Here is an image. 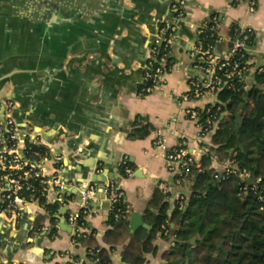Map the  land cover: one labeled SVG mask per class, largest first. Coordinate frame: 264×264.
I'll return each mask as SVG.
<instances>
[{"label":"crops","instance_id":"obj_1","mask_svg":"<svg viewBox=\"0 0 264 264\" xmlns=\"http://www.w3.org/2000/svg\"><path fill=\"white\" fill-rule=\"evenodd\" d=\"M33 1L35 5H31ZM63 1L19 2L21 7L10 21L20 28H32L25 36L35 33L34 41L39 43L35 48L20 35H8L6 0L0 2V97L7 92L24 103L20 107L17 102L20 134L45 149L35 156L46 167L44 176L63 183V187L51 185L44 195L47 203L57 204L54 210L33 199L22 204L19 216L0 213V264H64L74 256H79L80 264L86 262V248L73 237L78 226L71 225L69 217L83 208L79 191L90 184L96 186V192L90 197L94 202L85 204L81 231L90 234L95 230L100 245L108 246L103 237L110 228L112 208L104 188L110 179L120 182L129 207V227L133 212H140L143 221L152 226L130 228L131 233L141 230L143 236L153 228L147 210L154 190L164 192L169 203L168 229L156 235L155 250L144 254V264H165L163 255L175 245L180 226V220L173 221L171 216L181 196L186 210L193 182H176L164 152L154 145L156 132L178 117L174 124L178 134L168 137L170 146L184 138L190 151L204 154L205 146L213 150L212 136L198 139L194 123L178 104V97L188 91L195 73L192 52L198 41L197 30L212 12L219 13L216 55L223 57L230 50L232 24L252 25L257 41L249 62L254 68L264 65V0H258L253 14L248 13L245 2L231 6L228 0H188L184 20H177L172 12L174 0ZM56 13L64 19H52ZM35 14L31 20L29 16ZM162 21L178 27L174 64L165 83L142 95L143 71ZM75 47L78 52L71 51ZM65 50L69 53L62 61ZM254 76L247 79L249 87L255 83ZM213 100L214 96H205L196 105L203 107ZM138 116L153 126L144 139L130 138ZM126 158L134 168L122 176L120 166ZM202 161H209L217 170L224 160L216 162L204 154ZM40 214L47 218L36 230ZM123 248L119 245L112 251V264H129L122 259Z\"/></svg>","mask_w":264,"mask_h":264},{"label":"trees","instance_id":"obj_2","mask_svg":"<svg viewBox=\"0 0 264 264\" xmlns=\"http://www.w3.org/2000/svg\"><path fill=\"white\" fill-rule=\"evenodd\" d=\"M198 40L205 44L218 43L215 37H205L204 34L198 35ZM243 54L239 59L242 62L250 56L247 51ZM262 68L255 74L253 86L237 79L234 88L219 92V124L212 135L213 151L219 159H232L239 169L249 170L254 178L261 177L259 188L256 192L250 188L248 194L241 196L240 187L245 183L240 177L232 175L218 180L214 177L215 169L209 166V161H204L203 169L192 173L189 178L193 188L186 210L177 206L171 216L173 221L180 220V226L175 232V245L163 255L167 260L165 264H264V65ZM237 113L243 117L242 124L236 121ZM152 130V124L138 116L130 138L144 139ZM31 147L27 153L29 158H35V152L45 151L38 145ZM126 166L133 169L134 163L127 158ZM120 173L127 176L123 164ZM38 199L47 210L57 208V204L47 203L42 194ZM127 206L123 197L110 210V228L103 237L108 246L100 245L95 230L73 236L76 243L86 248L87 261L82 264H112L111 253L119 245L124 247V262L145 263L144 254L155 250L153 240L156 235L168 229L169 203L164 192L156 188L147 210L153 228L149 234L142 228L146 233L144 236L140 234L141 230L130 232ZM46 218L42 214L37 217L36 230L43 227ZM81 221L85 219L80 220V224ZM196 234L200 239L194 246L190 240Z\"/></svg>","mask_w":264,"mask_h":264},{"label":"built area","instance_id":"obj_3","mask_svg":"<svg viewBox=\"0 0 264 264\" xmlns=\"http://www.w3.org/2000/svg\"><path fill=\"white\" fill-rule=\"evenodd\" d=\"M231 6H237L246 3L248 13L256 12L258 0H228ZM188 0H174L171 4L172 12L177 20H184L188 16ZM233 28V30H232ZM230 50L223 57L216 55V45L213 43H204L198 40L192 52L194 75L189 81L188 91L178 97L180 111L194 123L197 129L198 139H205L212 136L218 128V112L221 107L218 105V94L224 89L234 88L235 80H243L248 86L247 79L250 75H255L263 70L262 66L253 67L249 62L240 61L247 51L250 55V47L256 45L257 31L252 25H241L234 23L231 26ZM198 35L204 34L205 37H215L217 40L219 34V13L212 12L208 19L203 21L197 30ZM178 36V27L168 22H160L156 32V39L151 49V55L143 71V81L140 87V94L146 95L154 89L161 86L166 81L167 74L170 72L173 64V46ZM239 55V56H238ZM205 96H214L215 100L203 107L196 105L197 101ZM15 101L8 99L6 101V124L0 126V213H11L19 216L22 210V204L38 199L39 195H45L51 185L63 187V183L58 178H46L44 172L46 167L36 158L27 157L31 151V145L36 142L23 137L20 134L17 122L13 117ZM178 117H173L168 123L166 129H158L154 145L164 152L166 162L170 170L176 177V182L181 183L190 178L192 173L203 169L202 157L205 154L210 156L213 161L219 162L218 154L205 146L204 154L199 151H190L184 138L170 146L168 137L177 135L178 131L174 125ZM38 152H35L36 156ZM221 167L214 171V177L218 180H225L232 175L240 177L244 185L240 187L239 194L244 196L248 194L249 189L255 192L259 188L262 178H254L247 169H239L231 159L221 161ZM125 165L127 174L132 169L127 167V158L121 165ZM80 196L83 201V208L76 211L69 217L71 225L78 226L75 234L82 233L85 225L87 199L96 192V186L93 184L84 186L80 189ZM104 192L111 208H114L120 199L124 197L120 182L116 179L107 181ZM185 198L179 199V207L183 209ZM129 212V207H126ZM64 264H80L79 260L71 258Z\"/></svg>","mask_w":264,"mask_h":264},{"label":"water","instance_id":"obj_4","mask_svg":"<svg viewBox=\"0 0 264 264\" xmlns=\"http://www.w3.org/2000/svg\"><path fill=\"white\" fill-rule=\"evenodd\" d=\"M21 1L26 2L27 0H6V12H7V14H6V31H7L8 35L11 36V37H16V36L20 35L24 39H27L28 45H30L32 48L39 47L38 46L39 43L34 41L35 33L33 31H32V36L29 35L28 38H26V36H25V33L27 35L29 33V31L32 30V28H29V27L26 28L25 26L20 28V27L17 26V24H15L12 21H10V18L14 17V15L16 14V8L18 9L19 2H21ZM0 2H1V0H0ZM34 2L35 1H33V4H31V5H35ZM62 4H69V2H64ZM19 7H21V6H19ZM9 12L13 13V15L9 16V14H8ZM60 13H62V12L60 11ZM35 16H36V14L35 15H30L29 17H30L31 20H34ZM58 18L61 19L63 17L60 14L56 13L53 16L52 19L55 20V19H58ZM31 23H33V21H31ZM156 32H155L154 37H153V44H154L155 39H156ZM255 50H256V47L252 46V47H250V51L249 52L252 53V52H255ZM71 51L78 52L79 50H78V47H75ZM67 52H68L67 50H65L63 52L62 61H65V58H66L67 54L69 53V52L68 53ZM8 99H12L16 103L15 108L13 110V117H14L15 121L17 122V124H18V120H17L18 105H17V102L20 103V107L24 105V103L22 101H20L19 99H17L15 96H12L11 94H7V92H6V94L4 93L3 96L0 97V126H5V124H6V101ZM20 110H21V108H20ZM236 121H237V123H240V124L243 123V117L241 116L240 113L236 114ZM94 175L95 176L92 179L93 181H95L96 177H97V174H94ZM93 202H94V200L92 198H88L87 199V203L88 204H92ZM64 223L67 224L66 221ZM139 226H144L147 229H150L152 227L151 225H149V224H147V223H145L143 221L142 214L140 212H133L132 215H131L130 228L133 231L136 228H138ZM199 237H200L199 234H197L194 237H192V239L190 240L191 244L195 245L196 241L198 240ZM221 246H223V244H221Z\"/></svg>","mask_w":264,"mask_h":264}]
</instances>
